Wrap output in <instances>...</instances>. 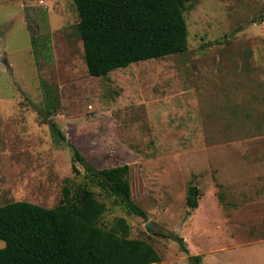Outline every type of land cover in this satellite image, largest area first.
<instances>
[{
  "label": "rangeland",
  "instance_id": "374dc122",
  "mask_svg": "<svg viewBox=\"0 0 264 264\" xmlns=\"http://www.w3.org/2000/svg\"><path fill=\"white\" fill-rule=\"evenodd\" d=\"M183 17L185 52L95 78L73 0H0V206L53 208L65 186L86 187L105 207L98 225L124 219L156 264H264V0H184ZM75 150L98 170L127 165L145 216Z\"/></svg>",
  "mask_w": 264,
  "mask_h": 264
},
{
  "label": "trees",
  "instance_id": "16d2710c",
  "mask_svg": "<svg viewBox=\"0 0 264 264\" xmlns=\"http://www.w3.org/2000/svg\"><path fill=\"white\" fill-rule=\"evenodd\" d=\"M83 58L91 77H106L131 64L180 54L187 50L184 0H73ZM57 141H66L54 126ZM73 149L71 144H69ZM75 160L99 187L125 209L144 217L133 202L128 166L98 170L77 150ZM76 171V168H74ZM199 190L188 188L186 204L197 207ZM105 210L93 192L63 189L53 208L16 201L0 206V264H156L157 251L146 241L127 237L128 226L118 219L110 230L98 223ZM185 252L183 239L177 238ZM200 264V256L189 257Z\"/></svg>",
  "mask_w": 264,
  "mask_h": 264
},
{
  "label": "water",
  "instance_id": "95a60500",
  "mask_svg": "<svg viewBox=\"0 0 264 264\" xmlns=\"http://www.w3.org/2000/svg\"><path fill=\"white\" fill-rule=\"evenodd\" d=\"M146 226L149 229V231L151 232L153 231V228H152L153 224L151 222H148Z\"/></svg>",
  "mask_w": 264,
  "mask_h": 264
}]
</instances>
